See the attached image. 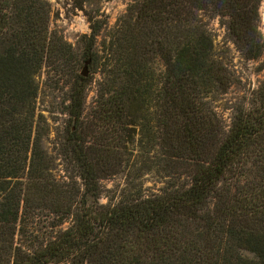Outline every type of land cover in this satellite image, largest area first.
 <instances>
[{"label":"trees","instance_id":"1","mask_svg":"<svg viewBox=\"0 0 264 264\" xmlns=\"http://www.w3.org/2000/svg\"><path fill=\"white\" fill-rule=\"evenodd\" d=\"M259 3L131 0L100 53L105 19L77 51L47 0H0V264H264V86L223 122L213 101L233 76L204 20L226 17L257 58ZM82 60L103 74L89 112ZM42 70L70 78L63 176L43 144Z\"/></svg>","mask_w":264,"mask_h":264},{"label":"rangeland","instance_id":"2","mask_svg":"<svg viewBox=\"0 0 264 264\" xmlns=\"http://www.w3.org/2000/svg\"><path fill=\"white\" fill-rule=\"evenodd\" d=\"M50 4V26L59 30L63 37L73 45L77 51L81 49L80 36L90 32V17L105 19L97 37V48L102 50L104 42H108L111 33L118 20L126 12L131 0H47ZM258 29L264 39V0H260ZM206 28L210 33L216 55L223 60L231 71L233 82L225 92L218 93L214 97V106L217 114L228 125L238 105H248L254 92L264 86V49L257 58H247L238 48L233 36L227 27V18L212 14L205 17ZM84 61L79 66L81 70ZM102 63V61H100ZM152 64V61H151ZM156 68L161 63L154 62ZM158 72V70H155ZM88 90L86 109L91 111L95 104L96 88L98 81L102 79L101 65L96 72L90 74L88 68ZM39 84L37 96V109L46 119L48 128L43 139L47 150L56 158L55 173L65 175V163L58 154V144L63 141L65 130L71 124L68 121L67 105L69 102V81L66 72L61 74L47 73L42 70L37 76ZM143 182L147 186L160 185L159 179L153 173H146ZM106 187H121L124 184V176L117 175L113 179L104 180ZM106 192L105 194H107ZM106 198L102 197L101 201Z\"/></svg>","mask_w":264,"mask_h":264},{"label":"water","instance_id":"3","mask_svg":"<svg viewBox=\"0 0 264 264\" xmlns=\"http://www.w3.org/2000/svg\"><path fill=\"white\" fill-rule=\"evenodd\" d=\"M88 62L89 61L86 60L85 63H84V65H83V67H82V69L80 70V74L82 76H86L88 74V67H87Z\"/></svg>","mask_w":264,"mask_h":264}]
</instances>
